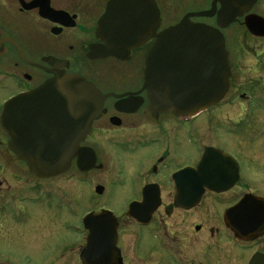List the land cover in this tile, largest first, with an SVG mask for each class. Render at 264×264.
<instances>
[{
  "label": "flooded vegetation",
  "instance_id": "1",
  "mask_svg": "<svg viewBox=\"0 0 264 264\" xmlns=\"http://www.w3.org/2000/svg\"><path fill=\"white\" fill-rule=\"evenodd\" d=\"M33 1L22 0L25 5ZM109 1L47 0L46 3L41 0L37 2V7L25 9L20 0H0V85L9 80H21L28 87L19 90L16 95L32 92L53 77V68L47 63L48 59H52L60 63L66 74L80 76L94 85L102 95L116 97L105 99L99 118L92 122L90 131L80 143V147L93 155L94 162L90 170L79 171L74 159L64 174L70 170L82 174L80 180L91 184L96 198L112 187L121 192L125 188L124 192L128 190L133 197L127 198L125 195L120 198L125 209L119 215L101 206L93 212H86L96 214L103 210L109 211L114 217L115 228L110 225L111 217L103 218V224L89 223L86 227L81 217L80 227L76 230L72 222H64V233L78 237L76 243L67 244L68 249L78 253V260L87 246L95 254H112L102 245L105 237L114 229L115 264H250L253 257L264 256V222L252 228L242 226L236 223L234 215L226 218L225 212L248 194L264 200L263 195L257 194V191L264 190V176L258 180L259 187L255 185L256 182L248 183L244 177L247 172L242 158L218 145H201L197 159L190 163L178 161L177 155L185 149L188 140L190 144H195V141L214 133L215 129H220L224 135L235 133V126L242 124L244 119L235 122L228 112L236 99L248 103L253 98L255 83H243L245 79H240L236 85L238 60L232 56L231 43L234 44L236 40L232 37L231 29L240 25L250 40L261 42L260 55L264 54V35L256 37L247 32L244 18H239L222 30L229 68L224 98L194 116H153L148 109L146 91H142L145 58L153 39L149 37L140 47L130 50L125 60L112 57L91 59L88 56L91 46H104L97 40L96 32ZM153 1L159 12L156 34L178 23H166L165 15L172 10L171 6L178 4L177 7L185 5L186 8L187 2ZM210 4L184 13L207 10ZM259 4L262 7L261 14L253 10L250 13L264 20V0H257L255 6ZM45 6L59 15L52 16V19L46 18L43 15ZM191 22L215 26V18L191 19ZM23 58L35 66L26 63ZM106 66H109L108 71L105 70ZM10 98L9 94L0 101V113L2 105ZM217 111L221 120L219 124L215 122ZM204 148H213L236 163V181L222 193L205 189L200 200L188 209L177 207L176 176L182 181L186 178V175L181 174L182 171L188 168L196 170ZM118 150L124 158L116 157ZM145 153H150V158H144ZM125 165L128 166L127 170ZM227 165V175L234 174L229 161ZM103 172L107 173L102 180ZM64 174L50 178L31 174L26 165L11 152L8 137L0 131V242L11 241L10 233L14 229L18 211L32 213L33 209L41 207L67 208L70 205L68 192L62 190L60 199V188L53 183V180ZM243 190L247 192L235 194V191ZM206 201L209 207L214 208L216 215H192ZM133 205L156 208L148 220L142 223L128 216V207ZM19 218L21 222L24 219L23 215ZM26 221L21 223L23 227ZM56 228L52 221L50 232ZM90 232L98 234L99 238L93 240ZM96 245L98 248H95ZM0 264L6 263L0 261Z\"/></svg>",
  "mask_w": 264,
  "mask_h": 264
},
{
  "label": "water",
  "instance_id": "2",
  "mask_svg": "<svg viewBox=\"0 0 264 264\" xmlns=\"http://www.w3.org/2000/svg\"><path fill=\"white\" fill-rule=\"evenodd\" d=\"M40 1L25 5L20 0L25 9L37 7ZM256 2L213 0L208 10L187 13L178 24L156 34L159 12L153 0H110L96 32L97 40L104 46H91L88 56L125 60L130 50L150 37L154 42L145 58L142 86L150 113L192 116L220 102L226 93L229 68L221 30L244 18L247 32L257 37L264 35V20L250 13ZM43 15L52 19L59 14L45 6ZM201 18H215V27L190 21ZM47 63L53 68V77L3 105L0 131L8 137L9 149L39 178L65 173L74 159L79 171L90 170L93 155L80 143L92 122L99 118L105 99L114 95H102L80 76L66 74L60 63L52 59ZM227 161L234 174L227 175ZM237 170L231 158L213 148H204L196 170L182 171L186 175L182 181L176 176L175 205L184 209L194 206L205 189L227 191L236 181ZM156 206H129L127 214L144 223ZM231 215L237 218L236 223L252 228L264 222V200L245 195L225 212L226 218ZM109 217L114 226V217L104 210L88 214L82 222L85 227L89 223L103 224V218ZM113 231L102 245L112 254H95L87 246L79 255L81 264H115ZM98 238V234L92 235L93 240ZM250 264H264V256L253 257Z\"/></svg>",
  "mask_w": 264,
  "mask_h": 264
},
{
  "label": "rangeland",
  "instance_id": "3",
  "mask_svg": "<svg viewBox=\"0 0 264 264\" xmlns=\"http://www.w3.org/2000/svg\"><path fill=\"white\" fill-rule=\"evenodd\" d=\"M211 0H187L186 8L177 7L178 4L171 6V11L167 12L164 17L166 23L179 22L184 11L202 9L208 7ZM176 7V8H174ZM255 13L261 14L262 7L256 5L252 9ZM177 11V13H176ZM212 25V24H210ZM238 26V27H237ZM234 44L232 45V56L238 60L236 73V85L240 79L242 81L255 83L253 98L247 102L236 99L228 116L235 122H241L235 126V133L224 135L220 129H215L214 133H210L195 144H190L189 140L185 145V149L177 155L178 161L193 162L197 159L201 145L221 146L231 152L233 155L242 158L244 167L247 173L244 174L248 183L258 186V180L264 176V54L260 55L262 43L259 41L250 40L244 33L245 30L240 25H235L231 29ZM229 33V35H232ZM247 37V38H246ZM108 65V64H106ZM11 70H13L11 66ZM105 70H109L106 66ZM239 83V82H238ZM242 83V84H243ZM27 84L21 80H9L0 85V101L8 96H14L16 93L25 89ZM28 87V86H27ZM236 87V86H235ZM248 105H250L248 107ZM255 107H252V106ZM200 121V120H199ZM199 121L196 123L198 126ZM219 112H216L215 122L220 123ZM240 128V130H238ZM196 130V128H195ZM144 158H150V153H145ZM116 157L124 158L121 151L118 150ZM126 170H127V165ZM255 169V170H254ZM257 172V173H256ZM107 172L101 173V179ZM259 173V174H258ZM64 174V173H63ZM82 174L68 171L63 176L53 180L54 185L68 192L70 205L64 207H41L33 209L32 213H26L23 210L18 211L15 216L14 229L11 231V241L0 242V261L6 264H79L78 253L75 250L68 249L67 244L76 243L77 236L74 234L67 235L64 231V222H72L74 229H79L80 219L88 211H95L99 206L110 210L114 215H119L125 207L120 202L122 196L133 197L127 190L123 191L114 187L109 188L100 196L95 197L91 184L84 183ZM85 177V176H84ZM261 183V182H260ZM121 192V194H120ZM243 191H235V194H241ZM128 193V194H127ZM264 196V190L257 191V194ZM129 196V197H128ZM207 198L206 200H208ZM33 208V207H32ZM207 205V201L192 215L204 217L205 215H216V211ZM26 221L24 227L21 225V219ZM176 215V214H174ZM57 226L55 230L50 232L51 222ZM66 248V249H64Z\"/></svg>",
  "mask_w": 264,
  "mask_h": 264
}]
</instances>
